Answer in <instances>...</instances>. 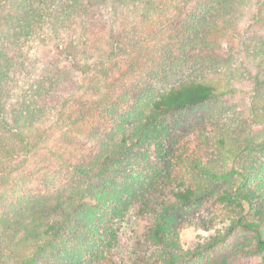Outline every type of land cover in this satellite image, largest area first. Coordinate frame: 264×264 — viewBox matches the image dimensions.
Masks as SVG:
<instances>
[{"label": "trees", "instance_id": "obj_1", "mask_svg": "<svg viewBox=\"0 0 264 264\" xmlns=\"http://www.w3.org/2000/svg\"><path fill=\"white\" fill-rule=\"evenodd\" d=\"M238 92L215 155L168 142ZM203 205L229 220L183 249ZM131 209L135 264H264V0H0V264H119Z\"/></svg>", "mask_w": 264, "mask_h": 264}, {"label": "rangeland", "instance_id": "obj_2", "mask_svg": "<svg viewBox=\"0 0 264 264\" xmlns=\"http://www.w3.org/2000/svg\"><path fill=\"white\" fill-rule=\"evenodd\" d=\"M246 24L247 20H244L237 26L238 30L235 32L237 38L243 35ZM223 48H228L226 42L223 43ZM137 82L141 83L140 77H137ZM240 96L241 92H238L236 101H233L232 105L227 103V109H223L222 111L212 109L210 111H199L183 117V125L177 129L176 135L171 134L168 136V142H171L170 139L176 136L179 139L177 143L179 147L183 143H186L191 147L189 149L190 151L201 147L202 152L204 151L208 157L215 155V153H211L208 150L209 147L204 148L206 146L202 143L201 139L203 135L204 137L215 135V129L223 128V125L225 127L227 123H231L230 121L236 115L235 111L240 109L238 100ZM93 143L89 142L87 147H92ZM227 216L221 209L207 205H203L194 211V213L189 214L188 219L183 220L179 231L181 247L183 249L191 248L197 242L202 241L208 234L222 229L229 220ZM211 217L212 220L210 219ZM205 223H212V225L209 229H205ZM146 224V219L137 215L133 209L127 213L125 218L116 221L117 239L109 248L107 256H111L113 261L119 264H135V259L143 254L142 233ZM234 258L236 261L241 262L256 261L254 257H249L241 253L236 254ZM85 263L89 264L88 260Z\"/></svg>", "mask_w": 264, "mask_h": 264}]
</instances>
